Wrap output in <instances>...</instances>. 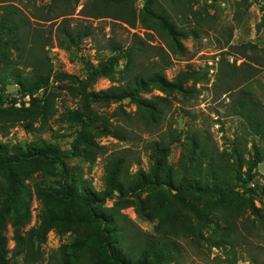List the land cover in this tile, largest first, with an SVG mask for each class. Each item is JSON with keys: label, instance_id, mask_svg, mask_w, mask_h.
<instances>
[{"label": "rangeland", "instance_id": "374dc122", "mask_svg": "<svg viewBox=\"0 0 264 264\" xmlns=\"http://www.w3.org/2000/svg\"><path fill=\"white\" fill-rule=\"evenodd\" d=\"M86 0H79L72 14L67 17L72 24L83 22L91 26L92 35L83 39L74 47H60L53 37L46 47V54L51 62L52 70L48 83L39 87L33 94L40 103L29 95L22 96L15 90L9 92L1 88L0 81V114L5 115L15 111L20 115L29 114L43 106L42 115L46 116L45 123L34 124L33 129L23 126L21 119L11 127L6 137L11 153L15 152V146L25 147L27 144L39 145L47 143L59 145L66 154V168L63 171L61 165L48 164L44 161H34L28 164H18L13 167V177L17 179L16 190L11 198L9 191V176L5 169H0V240L4 244L3 251L15 264H25L20 256L12 258L16 234L25 236L30 228L36 227L42 216L54 210L68 215L70 222L81 221L82 205L70 203L60 195V188L64 177L75 186L102 191L105 189V158L109 154L122 152L132 163L130 171L141 167L147 171L149 168V149L146 142L152 138H159L162 133L167 134L172 129L181 131L180 141L173 143L168 154V161L176 165L180 157L186 152L184 149L190 137L191 129L206 132L210 135L215 148L222 153L228 161H233L229 152L234 146L243 150L244 158L240 169L241 179L228 180L231 192L220 195L206 194L192 190L185 191L179 197L172 196L163 201V208L151 206L152 199L147 192L141 193L142 209H139L135 196H124L106 201L107 206H118L122 212V222L132 228H137L149 234L153 239L165 240L169 244L171 240L177 241L179 249L170 248L169 260L166 264H228L230 258L229 246L220 241L226 238L224 225L207 212V205H215L218 201L234 202L244 209V221L248 228L240 226V239L244 240L243 248L239 251L236 264H256L250 260L255 258L258 264H264V195L243 193L239 185L246 179L245 172L253 155L252 140L254 139L264 150V142L258 137L248 135L242 127V119L231 113L232 99L240 93H251L261 103L264 110V26L258 28L264 12V0H197L193 4L195 10L202 14H209L210 19L205 22L207 31L200 32L196 37L182 38V52L171 53L169 50V67L165 69L166 76L172 80L179 73H188L189 78L183 87L194 86L193 95H182L178 92L166 94L155 87H150L142 94L143 97L152 98L163 96L168 100V109L160 120V127L153 132L141 126L136 131H130L126 136L131 140H119L108 133L103 127L99 116L107 115L110 121L112 111L116 110L119 102H88L79 92L76 81L64 75L85 76L88 66H95L100 60L111 59L115 64L116 75L118 67L122 68L125 59L118 58L114 52L106 48L109 42L122 43V48L129 46L133 39V33L141 37L153 46H164V40L151 30L137 25L135 28L127 27L115 22L109 17L93 18L82 15L79 11ZM5 4L0 0L1 6ZM142 2L137 0L135 5L141 7ZM13 5L18 7L37 27L46 33L54 31L57 19L46 21V17H54L61 7L52 3V0H15ZM208 17V18H209ZM206 18V16L204 17ZM150 32L151 37L146 35ZM2 55L10 59L16 58V51L12 48L8 39L3 38ZM158 50V49H156ZM157 52V51H156ZM225 57L230 65H233L235 79L241 75L250 74L252 79L248 85L241 89L229 91L226 80L218 78L219 59ZM119 66H116V65ZM13 67L6 58L1 56L0 78H5ZM21 68V66H18ZM19 72L21 70L17 69ZM27 70H22L26 73ZM220 80V81H219ZM239 80V79H238ZM108 76L99 74L87 86L90 91L105 89L111 85ZM170 102V103H169ZM129 114H135L137 106L129 99L121 101ZM70 112H77L80 118L87 122L86 126L69 117ZM41 115V116H42ZM180 121V123H179ZM121 127L125 123L121 120ZM246 127V126H245ZM125 128V127H122ZM126 129V128H125ZM128 129V128H127ZM126 129V130H127ZM102 147L100 153L97 148ZM96 154V156H94ZM94 157V158H93ZM207 160L201 162V174L207 170H214ZM208 166V167H207ZM233 176L232 171L228 170ZM252 180L249 186L264 184V161L251 169ZM191 175L186 174L185 179L190 180ZM174 192V191H173ZM171 192L170 194H173ZM245 200V205H244ZM118 202V203H115ZM252 203L256 209L248 207ZM122 204H125L123 207ZM190 206V207H189ZM196 208V212L191 210ZM168 213V217L175 214L174 218L185 222L187 236L173 235L168 232L166 221L162 220V214ZM166 216V215H165ZM176 219H173L175 221ZM78 230H84L81 224L77 226V232L71 228L54 229L45 234L40 240V248L43 251V259L32 264H46L48 256L59 246L76 236ZM152 251H158L153 247Z\"/></svg>", "mask_w": 264, "mask_h": 264}, {"label": "trees", "instance_id": "16d2710c", "mask_svg": "<svg viewBox=\"0 0 264 264\" xmlns=\"http://www.w3.org/2000/svg\"><path fill=\"white\" fill-rule=\"evenodd\" d=\"M15 0H1L0 14V61L1 56L6 58L13 67L8 71L5 78L1 77V88L6 91V84L18 85V92L22 96L29 95L40 103L38 98L33 97L34 92L48 83L51 73V62L46 54V47L53 37L58 41L60 47H74L92 35L91 26L83 22L71 23L67 17L72 14L79 0H52V3L61 7V10L54 17H46V21L61 17L56 23L55 30L46 33L37 29L31 20L16 6ZM137 0H86L81 10L82 15L93 18L109 17L130 28L140 25L142 28L151 30L164 40V46H153L147 40L142 39L133 33V39L129 46L122 48V43L109 42L106 46L116 55L114 59L124 58L122 68L118 67L116 75L115 64L111 59L100 60L95 66L86 68L85 76L64 75L76 81L79 92L88 102H119L112 114L115 121L111 122L107 115L99 116L103 127L108 133L119 140H131L126 136L130 131L137 132L141 126L153 132L160 127V120L168 107V100L163 96L152 98L143 97L142 94L155 87L166 94L178 92L182 95H193L194 86L183 87L184 82L189 78L188 73H179L172 80L166 76L165 69L169 67V50L171 53L182 52V38L196 37L200 32L207 31L205 22L210 19L209 14H202L193 8L197 0H140L141 7L137 8ZM264 8V7H263ZM206 16V18H204ZM209 17V18H208ZM205 20V22H203ZM264 26V12L257 27ZM146 35L151 37L150 32ZM9 40L12 48L16 51V58H9L2 55L4 44L1 40ZM158 49V50H156ZM157 51V52H156ZM218 66V78L226 80L229 91L241 89V86L248 85L252 79L250 74L241 75L235 79L233 65H230L225 57H221ZM18 66H21L18 67ZM116 66H119L118 64ZM21 70L20 72L17 70ZM22 70H27L22 73ZM99 74L109 77L112 82L110 86L98 91H90L87 86ZM219 80V81H220ZM1 97V96H0ZM129 99L137 106L135 114H129L121 101ZM170 103V102H169ZM261 103L251 93H240L232 99L231 113L242 119L243 130L248 135L258 137L264 142V110ZM43 106L32 113L20 115L12 111L5 115L0 114V137H6L12 126L23 119V126L33 129L34 124L45 123L46 116L42 115ZM42 115V116H41ZM77 112H70L69 117L79 121L80 125L86 126L84 118H80ZM125 123L122 128L121 122ZM246 126V127H245ZM186 152L180 157L176 165L168 161V154L173 143L180 141L181 131L172 129L167 134H160L159 138H152L146 142L145 147L149 149L147 171L141 167L130 171L132 163L122 152L109 154L105 158V189L94 191L86 188L85 185L75 187L64 177L60 188V195L70 203L82 205L80 215L81 221L70 222L67 214L56 210L42 216L36 227L29 229L25 236L16 234L15 245L12 251V258L20 256L25 264H32L43 259V251L40 248V240L45 234L54 229L71 228L77 232L78 224L82 229L78 230L71 241H67L53 251L47 258L46 264H166L170 256V248L179 249L178 242L171 240L166 244L165 240L153 239L149 234L137 228L124 225L122 212L118 206H107L106 201L124 196H135L138 200L139 209H142L143 200L140 198L142 192H147L148 198L152 199L153 210L156 207L163 208V201L169 200L172 196L179 197L185 191L203 192L206 194L220 195L231 192L228 180L233 177L241 179V166L244 158L243 150L234 146L229 154H232L233 161H228L222 153L215 148L210 135L191 129ZM6 140H0V169H5L9 176V191L11 198L17 194L16 181L13 177V167L18 164H28L34 161H44L48 164L61 165L63 171L66 168V154L59 145L27 144L25 147L15 146V152L8 149ZM253 155L245 172L246 179L239 185L245 192L250 194L264 195V184L258 186L248 183L252 180L251 169L258 163L264 161V150L254 139L252 140ZM102 153V147L97 148ZM96 154L94 156H96ZM94 158V157H93ZM207 160L214 170H207L201 174V162ZM207 166V167H208ZM232 171V175L228 172ZM186 174L191 175L186 180ZM174 191V192H173ZM173 192V194H170ZM118 203V202H115ZM245 205V200H244ZM119 204V203H118ZM124 207L125 204H122ZM190 207V206H189ZM255 208L249 202L245 208ZM198 209V207H196ZM195 207H191L196 212ZM207 212L221 222L226 231V238L220 243L229 246L230 258L228 264H236L239 258V251L242 250L245 239H240V226L248 228L244 218V209L237 203L229 201H218L215 205H207ZM166 215V216H165ZM163 211L162 220L166 221L168 232L173 235L187 236L185 222L181 219L167 216ZM173 219H176L173 221ZM158 251H152L153 247ZM4 244L0 240V264H15L3 251ZM258 264L255 258L250 260Z\"/></svg>", "mask_w": 264, "mask_h": 264}, {"label": "water", "instance_id": "95a60500", "mask_svg": "<svg viewBox=\"0 0 264 264\" xmlns=\"http://www.w3.org/2000/svg\"><path fill=\"white\" fill-rule=\"evenodd\" d=\"M6 89L11 92L12 90L16 89V86L14 84H6ZM180 123V121H179Z\"/></svg>", "mask_w": 264, "mask_h": 264}]
</instances>
